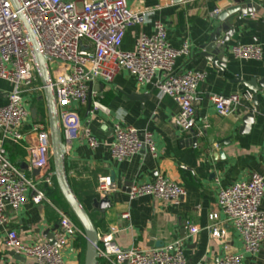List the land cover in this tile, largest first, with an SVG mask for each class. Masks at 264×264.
<instances>
[{"label": "crops", "instance_id": "1", "mask_svg": "<svg viewBox=\"0 0 264 264\" xmlns=\"http://www.w3.org/2000/svg\"><path fill=\"white\" fill-rule=\"evenodd\" d=\"M126 2L136 10L156 7L153 18L164 23L169 45L179 48L184 41L190 45L193 54L176 58L175 68L203 73L197 85L199 98L194 104L192 132L196 136V145L185 143L191 133L183 131L174 122L178 106L171 97L158 96L153 85H137L130 75L120 71L112 82L102 83L98 88L100 101L108 107V114L95 110L86 115V106L79 108L82 125L89 126L98 145L92 148L84 139L64 138L65 169L72 190L89 211L97 233L112 232L115 243L120 247L148 249L156 247V243L160 247L182 239L185 264H219L225 251L240 255L241 264H264V241L257 251H246L240 237L230 224L225 223L217 206L220 187L247 180L253 174L261 175L264 181V90L257 92L259 112L254 114L249 131L242 134L239 133L243 123L241 118L254 108L252 100L240 99L237 109L228 115L218 114L209 100V96L215 93L227 95L249 91L253 95L241 82L230 81L231 75L245 81L264 77V0H250L251 12L238 18L236 14H230L223 20L216 15L226 8L242 4L243 0ZM216 8L220 9L217 14L213 12ZM152 28L151 23H145L128 29L122 40V49H132L139 34L149 33ZM212 37L216 38V43L222 41L229 48L224 52L227 61L219 62L228 73L211 67L207 59L197 55L202 45ZM234 44H259L262 57L235 58L230 50ZM10 88L7 81L0 79V106L5 104ZM144 94L147 95L137 99ZM25 107L27 116L20 126L21 141L15 144L5 140L3 146L11 164L32 177L36 174L27 167V146L35 139L32 127L41 123L48 128L43 91L32 96ZM119 122L134 127L140 133H151L155 153L145 149L127 159L117 160L111 154L110 144L113 139L111 128ZM225 138H229L227 143L217 144ZM219 151L222 157L218 155ZM160 174L181 186L184 194L168 202L148 195L132 200L128 198L131 183L149 182ZM106 175L111 177L115 189L109 194L111 206L101 213L90 207V202L101 197L98 181ZM54 190L51 198L46 194L49 202L34 205L28 199L17 211L5 207L8 218L0 226V264H37L34 259L21 255L23 259H17L5 245V234L14 229L23 242L48 241L47 235L58 228V210L63 211L57 186L49 191ZM259 209L264 213V194ZM211 212L219 215L218 223L224 230L220 238H213L207 229ZM124 213L128 214L126 218L122 217ZM69 215L73 219L71 212ZM186 221L196 225L198 232L189 235L184 227ZM85 245L83 235L70 239L62 250L63 264H83Z\"/></svg>", "mask_w": 264, "mask_h": 264}, {"label": "built area", "instance_id": "2", "mask_svg": "<svg viewBox=\"0 0 264 264\" xmlns=\"http://www.w3.org/2000/svg\"><path fill=\"white\" fill-rule=\"evenodd\" d=\"M25 14L48 64L51 87L54 92L59 126L66 140L84 139L89 147L98 141L89 126L82 125L79 108L90 98V111L108 114L109 109L100 101L98 88L110 83L125 71L137 85L151 84L157 95H167L178 106L174 122L189 131L195 125V107L198 100L197 85L203 73L195 70H177L175 60L190 57L193 52L188 41L179 48L169 45L166 28L153 18L151 9L136 10L126 0H17ZM220 9L213 10L217 14ZM152 24V31L141 32L132 49H122V40L128 29L135 25ZM238 59H260L259 44H234L230 48ZM0 79L11 88L5 104L0 106V226L7 221L5 207L17 211L28 199L34 205L49 202L47 191L56 186L51 165L48 128L41 123L32 127L35 139L27 146L30 171L26 176L14 167L3 146V141L18 143L22 139L20 126L27 116L25 103L42 91L25 35L22 21L10 0H0ZM249 91L242 94H211L209 100L216 112L228 115L234 112L240 99H251ZM113 139L111 154L117 160L127 159L141 150L155 153L152 135L138 132L125 123L111 128ZM115 186L110 176L98 181L100 196L109 195ZM184 194V189L167 176L160 174L154 180L131 183L127 196L130 200L148 195L161 201H172ZM264 194L263 177L253 174L249 179L220 187L217 206L240 237L243 248L257 251L264 241V213L259 203ZM127 213L122 215L123 218ZM218 213L208 215L207 227L213 238L224 234L218 223ZM189 235L198 227L184 223ZM82 235L80 226L64 211L58 210V228L50 241L23 242L17 232L10 229L5 234V245L15 254L32 258L37 264H63L62 250L70 239ZM96 252L99 264H185L182 239L160 247L141 249L137 246L120 247L112 232L98 234ZM219 264H241V257L225 251Z\"/></svg>", "mask_w": 264, "mask_h": 264}, {"label": "water", "instance_id": "3", "mask_svg": "<svg viewBox=\"0 0 264 264\" xmlns=\"http://www.w3.org/2000/svg\"><path fill=\"white\" fill-rule=\"evenodd\" d=\"M10 1L12 2L14 9L18 11V15L22 21L25 35L29 42L30 52L35 66L36 74L42 86L45 107H46L53 174L58 192L60 193L61 197L66 203L69 211L71 212L73 219L80 226L82 235L86 240L83 264H99V260L96 252L97 239H98L97 229L94 225V222L90 216L89 211L78 199L67 179L66 169H65L66 140L64 139L59 126L54 92L51 87L50 72L46 61V57L40 48L39 42L30 24L28 23L25 14L20 10L18 1L17 0H10ZM251 11H252V6L250 0H243L242 4L235 5L222 10L216 15V17L220 20H223L230 14H236V18H238L241 15H245ZM216 42H217L216 38L214 37L210 38V41L202 45V47L200 48L201 50L197 53V55L203 56L205 59H207L211 67L216 68L222 71L223 73H225L227 72L226 67L220 66L219 62L227 61V57L224 55V52L227 51L229 48L227 45L222 43V41H218L220 43H216ZM218 50L220 51V53L219 52L216 53V51ZM230 81L241 82L243 85H245L249 90L253 92L251 100H252V104L254 105V108L242 116L241 119L243 123H242V127L239 129V133L241 134L246 133L249 131L254 121V114L259 112L256 94L258 91H261V89L264 90V77L259 79L252 78L249 81H245L240 79V77L238 76L231 75ZM147 94L141 95V97H137V99H141L142 97H145ZM90 106H91V102H90V98H88L86 103V115H88L90 111ZM189 132L191 133V136L185 141V143L195 146L196 136L192 132V129L189 130ZM228 141L229 138H225L222 139L221 141H218L217 144L220 145L222 143H227ZM218 155L222 157V153L220 151L218 152ZM33 173L36 174L37 170H33ZM110 206H111V199L109 195H103L99 198H93L90 202V207L101 213L104 212ZM46 238L48 241L53 243L52 234L47 235ZM158 246L159 244L156 243V247ZM12 253L17 259L19 260L23 259V257H21L20 255L14 254V252Z\"/></svg>", "mask_w": 264, "mask_h": 264}, {"label": "trees", "instance_id": "4", "mask_svg": "<svg viewBox=\"0 0 264 264\" xmlns=\"http://www.w3.org/2000/svg\"><path fill=\"white\" fill-rule=\"evenodd\" d=\"M47 193H48V195H49L50 198H51V195H52L53 193H55V190H54V192H53V191H48ZM56 193H57V191H56ZM60 206H61V208H62L63 211L68 212V213L70 214V211H69V209H68L66 203L62 200V198H61ZM100 264H101V263H100Z\"/></svg>", "mask_w": 264, "mask_h": 264}]
</instances>
